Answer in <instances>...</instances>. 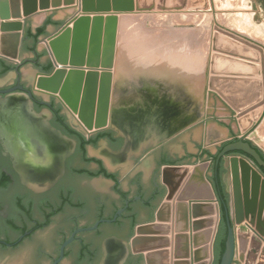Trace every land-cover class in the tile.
<instances>
[{"label":"water","instance_id":"obj_1","mask_svg":"<svg viewBox=\"0 0 264 264\" xmlns=\"http://www.w3.org/2000/svg\"><path fill=\"white\" fill-rule=\"evenodd\" d=\"M188 9V0H0V20L27 18L23 39L22 23L0 24V89L18 79L15 86L0 90V94L23 91L31 101L33 94L56 97L53 88L44 93L31 83L40 70L38 58L44 68L52 67L41 41L68 19L53 40L77 21L78 15ZM37 11L41 12L34 14ZM213 31L207 90L231 108L243 135L264 110V49L216 25ZM20 47L21 64L15 66L11 62L18 61ZM50 73L39 72L37 76L52 77ZM20 78L31 88L23 87ZM229 85H247L251 94L229 95ZM140 93L158 96L150 91ZM137 94L120 100L113 109L131 104ZM170 95L178 109L169 112L164 136L121 130L113 135L105 130L76 145L53 129L52 156L45 155L43 140L32 134H42L39 120L49 114L30 111L32 123L35 119L40 127L33 125L29 130L11 119L10 106L0 101V264H51L58 252L52 264H58L63 254L60 264H157L159 260L163 264H216V242L223 220L226 234L218 264H264V175L260 170L264 161L254 148L257 146L240 137L201 148V128L190 99L177 91ZM38 104L50 107L43 101ZM105 123L95 128L102 129ZM13 159L21 161L23 171H13ZM219 162V183L227 204L214 181ZM161 164L194 165L160 169ZM221 173L229 175V204ZM193 182L200 186L201 195H193ZM180 187L179 196L173 199ZM203 209L216 218L197 220ZM167 224L173 226L172 232ZM189 226L191 236L187 234ZM212 226L213 230L201 231ZM77 227L86 228L72 232ZM26 231L32 234H24ZM167 234L171 235L170 247L162 237ZM21 238L15 246L13 242ZM223 239L224 231L219 248ZM164 248H170L169 252Z\"/></svg>","mask_w":264,"mask_h":264},{"label":"rangeland","instance_id":"obj_2","mask_svg":"<svg viewBox=\"0 0 264 264\" xmlns=\"http://www.w3.org/2000/svg\"><path fill=\"white\" fill-rule=\"evenodd\" d=\"M246 2L188 0L189 9L181 12L154 10L128 14L78 15L77 21L71 22L59 37H56L62 63L55 60L57 64L49 72L52 80L53 72L59 71V78L49 85L51 88L53 85L55 88L57 86L62 88L68 85L71 78V83L79 91L73 98L76 109H79L94 126L92 131L84 130L80 125H76L78 123L69 113L70 123L83 134L96 131L95 126L102 121L107 123L106 126L109 125L111 110L120 100L147 91L144 85L140 88L136 85L144 81L141 78L145 75L152 76V70L159 77L160 82L168 83L171 89L174 88L173 90L185 94L190 99L198 123L206 120L209 124H213L216 111L207 90L213 26L246 36L241 28L236 29L240 27V22H245L244 24L249 28L257 27L261 37L264 34V16L254 14L251 5L247 6ZM245 14L250 16L249 22ZM70 25L75 26L72 28ZM119 26L121 27L117 28ZM177 32H183L186 41L189 39L190 42L192 41V43L188 41L183 50L181 47H184V43L179 44L181 47L177 43L175 37ZM151 38L156 42L153 45L147 40ZM254 40L264 47V41ZM135 45L138 47H134ZM148 45L150 48L147 47ZM51 54L53 60V49ZM146 54L150 57L147 55L148 58ZM169 57L175 58L176 64L167 62L166 59ZM182 58L184 59L180 64L179 59ZM152 85L155 86L154 82ZM233 114L230 113L231 119L228 123H234V129L241 137H247L264 152V110L259 120L253 122L243 135L239 132ZM219 119L225 120L221 117ZM200 128L203 139L206 143L209 142L207 133L204 136L203 124ZM226 176L229 178L228 174ZM229 188L230 180L227 185V189ZM240 228L246 231L244 225H240Z\"/></svg>","mask_w":264,"mask_h":264},{"label":"flooded vegetation","instance_id":"obj_3","mask_svg":"<svg viewBox=\"0 0 264 264\" xmlns=\"http://www.w3.org/2000/svg\"><path fill=\"white\" fill-rule=\"evenodd\" d=\"M57 39L58 38L54 40L46 41V46L48 47L49 50L53 49L54 60L59 61V63L61 64L62 59L59 56V51H58L59 44H57ZM31 62L34 63V61H31ZM37 62H38L37 68H40L38 72L48 73L52 68V67H49L48 70L45 69L43 67L44 64L42 63L40 58L37 59ZM20 64L21 63L19 61L15 62V66L20 65ZM14 69L15 67L12 68V70ZM58 73L59 71H56L55 75L53 76V83L59 77ZM148 77H149L148 75H145L144 78L142 77L141 79L144 81L136 85V87L140 88L141 86L144 85L145 88L148 89L147 91H150L152 92V94H156L158 96L150 97L148 94L141 95V93L140 94L138 93L137 95L132 96L131 104L122 105V106L119 105L121 107L111 110V114L109 116L110 122L108 123L109 125L103 128H108L109 132L112 133L113 135L118 134V132L121 130L126 134H130L131 132L134 131L142 135L146 133H155L156 135L164 136V133L166 131L165 125L167 124V119H169V116H170L169 112L175 113L178 109L176 108L177 105L170 100V97H171L170 93L172 92L175 93V90H173L174 88L171 89V86L168 83L165 84V83L160 82L159 77H157V75H153V77L150 76V78ZM17 80L12 85L2 88L0 90L8 89V88L15 86L17 84ZM35 81L36 79H34L31 84L33 85ZM153 82L155 86L152 85ZM20 84L23 87L28 88V89H30L32 86V85H28L26 81L25 82L21 81V78H20ZM72 89L74 90V94H72L73 92ZM53 90H54L56 97L49 96V97L43 98L36 94H33L34 99L32 101L29 100V98L27 97V94L23 91H14L13 93H9V94H0V101L7 102V105L10 106L9 110L11 114V119L13 118L15 122H22L21 124L22 125L24 124L25 126H27L28 129L30 127H33V125L34 127L35 126L40 127V124L37 120L34 119V124L32 123L31 119L29 118L30 111L34 113H39V114L42 113L43 111H46V113L49 114L48 118L45 116H42L39 120L42 123L41 125L43 128V129L41 128L42 134H38L37 132L32 133L36 139L43 140V144L46 147L45 155L47 156L53 155V141L55 140V137H56V136L53 137V129L56 132L58 131L57 133H62L66 137L75 141L76 145L78 144L81 145V140L79 137L69 133L67 130V127L71 131L78 133L84 141H87V138L89 135L81 133L75 127L72 126V124L70 123L71 119L68 116L69 113L73 115L72 118H74L75 121L78 123V124L75 123L76 125H80L86 131H92L94 129V126L92 125V123H89V120L87 119V117H84L83 113L79 111V109L78 111L75 110L76 102L73 101L74 100L73 98L76 95H78L79 91H77L74 85L71 83V78H70L68 85H65V87H62V88L58 86L57 88H55L53 85ZM170 90H172V92H169ZM17 93L21 94L20 98L18 99L15 97L6 98L7 96L14 95ZM159 95H161V97H159ZM143 96L145 98H143ZM57 98L61 99V101L64 104L63 106L61 103L58 102ZM41 101L50 104V107L39 105L38 102H41ZM138 108H141V109H138ZM56 132L55 134L58 135ZM77 155H78V151L76 147L73 153V157L76 158ZM219 164H221V162H219ZM10 166L13 169V171L15 170L23 171L24 170V168L22 167L23 165H21V161L17 159L10 160ZM219 188L221 189L220 185H219ZM126 201L128 200H125V202ZM123 214L121 215L120 218H118V220L122 218ZM124 227H125V223H124ZM82 228H86V227H77L73 229L72 232L76 229H82ZM72 232L70 233V235L72 234ZM82 232H85V231H82ZM28 233L29 231L24 232V234H28ZM31 234L32 233L28 235L30 236ZM78 234L75 236V239L71 243H73L76 240V237L78 236ZM23 239L24 238L18 239L14 241L13 244H15V246L19 245L23 241ZM59 250H60V247H59ZM58 256H59V252H58ZM57 258H55L54 260H56ZM63 258H64V254H63ZM54 260H52L51 264L53 263ZM61 261L58 264H60Z\"/></svg>","mask_w":264,"mask_h":264},{"label":"crops","instance_id":"obj_4","mask_svg":"<svg viewBox=\"0 0 264 264\" xmlns=\"http://www.w3.org/2000/svg\"><path fill=\"white\" fill-rule=\"evenodd\" d=\"M243 1H247L246 2V4L248 3L247 6L249 4L251 5V9L253 10L254 14L264 16V0H243ZM61 7H63V6H61ZM58 8H60V7H58ZM43 11H45V10H43ZM38 12H41V11H37L34 14H36ZM245 15L247 17V22H249V19H250L249 14L248 15L245 14ZM26 20H27V18L24 21H23V19H8V20H5V21L0 20V24L1 23H12V22H20V23H22L23 26H22V29H21V35H22V39H23V34H24ZM67 21L60 28H58L56 31H54L50 35L46 36L41 41V44L44 46V48H45V50L47 52V55H48V57H49V59L51 61L52 67H53V60H52L51 54L49 53V51L46 48V41H48V39L50 37H53L54 35H56L58 33V31H60V29L67 23ZM244 23L240 22L239 23L240 27H236V29L238 30L239 28H241L243 30V32L246 34V36L238 34V33L235 34V32H231V31H229L227 29H225V30H227V31H229V32H231V33H233L235 35H238V36H240V37H242V38H244V39H246V40H248V41H250V42H252V43H254V44H256V45H258L260 47H262V48H264L263 45H261L259 42L255 41L254 39L259 40V41H264V40L249 36L247 34V32L251 31V29L250 28H245V26L243 25ZM254 28H257V27H254ZM20 50H21V47L19 48V52H18V61L19 62H20ZM3 60H5V59H3ZM5 61H8V60H5ZM8 62H10V61H8ZM11 63L15 64V62H11ZM38 73L39 72H35L34 73V77H33V80L36 79L35 87H36L37 91L48 93V91H46V90L47 89L48 90H52V88L50 87L49 84L52 83L53 79L51 80V77H45V76H42V75H38L37 76ZM36 76H37V78H36ZM209 93H210V96H211V99H212V105H214V107H215L214 109L216 111V114H215V120H214L213 124L210 123L211 124L210 125L209 122H206V120H203L200 123H198L199 126L203 124V130L205 131L204 136L207 133L206 136H208V141H209V142L206 143L205 139H203V135H201V148H203V149L207 148V147H210V146H213V145H216L218 143H222V142H225V141L232 140L234 138H240L241 137L237 133V131L234 129V127H235L234 123H231V124L228 123L230 121V119H231V117H230V113L232 112L231 108L228 105H226L223 101H221V99L219 97H217L216 94H214L212 92H209ZM228 93H229V95H233L235 97L250 96V94H251V92L249 90V87L247 85L246 86L245 85H233V86L229 85V92ZM75 110L78 111V109H75ZM220 117L221 118H225V120L224 119H222V120L219 119ZM105 130H108V128L99 129L96 132L91 133L88 137L93 136L95 134H98L100 132H103ZM258 148L262 151L261 147H258ZM205 161L209 162V164H210V160H205ZM205 161H202V162H205ZM180 165H194V164H161L160 169L163 166H180ZM189 174H190V172H189ZM226 174H228V173H221V182H222L223 188H224V190L226 192V195H227V198H228V204H229L231 197H230L229 193L227 192V185L229 184V178H227ZM186 179H187V177L183 180V182L181 184V187L185 183ZM181 187L175 193L173 199H177V197L180 194ZM190 188L193 191V195H198V196L201 195L199 193L200 192V186L197 183L193 182L191 184ZM230 188H231V186H230ZM187 203H189V202H187ZM199 215L200 216L197 219L199 221H206L207 219H211V218L215 219L216 218V214L210 215L209 212L207 210H204V209H203L202 213L199 214ZM190 221H191V219L189 218V222ZM147 223H149V222L140 223V224H147ZM136 225H138V224H136ZM167 225H168V227H170V232H172L173 231V226L171 224H167ZM213 229H214V226L209 227V228H204L201 231L213 230ZM187 234L189 236H191V234H192L190 226H189V231L187 232ZM162 237L164 239H167V242H168L167 245H168V247H170V245H172L171 235L167 234L166 236H162ZM208 245L209 244H205V246H208ZM190 246H191V242H190ZM169 249L170 248H164V250L168 251V252H169ZM169 256H170L169 257L170 258L169 261H171V254ZM189 261L192 262V259L190 258ZM205 261H207V260H205ZM167 263H168V258H167ZM157 264H163V261L161 262L159 260L157 262Z\"/></svg>","mask_w":264,"mask_h":264},{"label":"trees","instance_id":"obj_5","mask_svg":"<svg viewBox=\"0 0 264 264\" xmlns=\"http://www.w3.org/2000/svg\"><path fill=\"white\" fill-rule=\"evenodd\" d=\"M48 68H49V67H46L45 69L48 70ZM67 130H68L69 133H71V134H73V135L79 137L80 140H81V144H85V141L82 139V137H81L78 133H76V132H74V131H71L68 127H67ZM236 140H237V139H234V140H232V141H230V142H234V141H236ZM227 143H229V142H227ZM227 143H225V144H223V145L221 146V148L218 150V152L216 153V155L220 152V150H221V149L224 147V145H226ZM254 148H255V150L259 153V155H260V157L262 158V160L264 161V155H263V153H262L257 147H254ZM216 155L213 156V161L215 160ZM218 168H219V169L217 170V174L214 175V181H215V186H216V188H219V185H220V183H219L220 164H219ZM260 170H261V172H262L263 175H264V169L261 168ZM219 190H220V193H221L222 200L224 201L225 204H227V200H226V196H225L224 192H222L220 188H219ZM224 225H225V223H224V220H223V221H222L221 228H220V231H219V234H218V237H217V242H216V253H215V256H216V264H218V262H219V260H220V257H221V255H222L223 249H224L223 244H224L225 234H226V229L224 228ZM223 231H224V239L222 240V242H221V246H220V248H219V243H220L219 240H220V236H221V234L223 233ZM218 251H219L220 254L217 255V252H218Z\"/></svg>","mask_w":264,"mask_h":264},{"label":"bare ground","instance_id":"obj_6","mask_svg":"<svg viewBox=\"0 0 264 264\" xmlns=\"http://www.w3.org/2000/svg\"><path fill=\"white\" fill-rule=\"evenodd\" d=\"M247 15H248V14H247ZM117 16H118V15H117ZM119 18H120V17H119ZM186 18H187V17H186ZM132 19H133V18H132ZM116 20H117V19H116ZM124 21H125V20H124ZM130 21H131V20H130ZM133 21H134V20H133ZM93 22H94V21H93ZM122 22H123V21H122ZM125 22H127V20H126ZM150 22H151V21H150ZM127 23H129V21H128ZM132 23H134V22H132ZM141 23H142V22H141ZM121 24H122V23H121ZM125 24H126V23H125ZM148 24H149V23H148ZM153 24H154V23H153ZM119 25H120V24H119ZM243 25H244L246 28H249V27L247 26V24H243ZM70 26H71V25H70ZM74 26H75V25H73V27H72V26H71V27L74 28ZM116 26H117V25H116ZM121 26H122V25H121ZM121 26H119V27H117V28H120ZM126 26H127V25H126ZM71 27H70L69 29H71ZM117 28H116V29H117ZM123 28H124V27H123ZM136 28H137V27H136ZM136 28H135V29H136ZM167 28H168V27H167ZM137 29H138V28H137ZM170 29H171V28H170ZM250 29H251V31H248V32H247V34H248L249 36H252V37H255V38H259V39H261V40H264V34H263V37L261 38V34H260V32H259L260 30H258V28H254V27H252V28H250ZM167 30H168V29H167ZM171 31H172V30H171ZM173 31H174V30H173ZM175 32H176V31H175ZM169 33H170V32H169ZM194 33H195V32H194ZM170 34H171V33H170ZM191 34H192V32H191ZM191 34H190V35H191ZM175 35H176L175 37H177L176 39H177V43H178V45H179L180 43L183 45V43H184V45H183L184 47H181V45H179V46L181 47V50H183V48H185V44H188L187 42H188L190 39L187 38V39H189V40L186 41V37L184 36L183 32H181V33H180V32H177V34L175 33ZM188 37H189V36H188ZM165 38H166V37H165ZM194 38H195V37H194ZM194 38H193V40H194ZM166 39H167V38H166ZM191 39H192V38H191ZM147 40H149L150 44H152V45L156 43L154 38L147 39ZM150 40H151V41H150ZM168 40H169V38H168ZM168 40H167V41H168ZM134 42H135V41H134ZM136 42H137V41H136ZM189 42H190V41H189ZM194 42H195V41H194ZM137 43H138V42H137ZM190 43H192V41H191ZM147 44H148V43H147ZM147 44H146V45H147ZM150 44H149V45H150ZM169 44H170V42H168V45H169ZM146 45H145V46H146ZM149 45L147 46L148 48H150ZM152 45H151V46H152ZM134 47H138V45H135ZM139 47H141V46H139ZM153 47H154V46H153ZM148 48H147V49H148ZM148 50H149V49H148ZM152 50H153V49H152ZM182 52H183V51H181V53H182ZM148 53H149V52H148ZM151 53H152V51H151ZM151 53H149V54L151 55ZM184 53H185V52H184ZM149 54H146V56H147V55L149 56ZM153 54H154V53H153ZM153 54H152V56H153ZM191 55H192V54H191ZM148 56H147V57H148ZM152 56H151V57H152ZM149 57H150V56H149ZM149 57H148V58H149ZM77 58H78V56H77ZM184 58H185V57H184ZM184 58L179 59V61H180L179 63H180V64H181V62H183L182 60H183ZM150 59H151V58H150ZM174 59H175V58H174ZM174 59H173V58L170 59V57H169V58L166 59V60H167V62H169V63H171V64H172V63L176 64V61H175ZM170 60H171V61L173 60V62H171ZM174 61H175V62H174ZM169 63H167V64H169ZM179 63H178V64H179ZM183 64H184V63H183ZM151 72H152V73H151L152 76L155 75V74H154L155 72H153V70H152ZM149 75H150V73H149ZM149 77H150V76H149Z\"/></svg>","mask_w":264,"mask_h":264}]
</instances>
